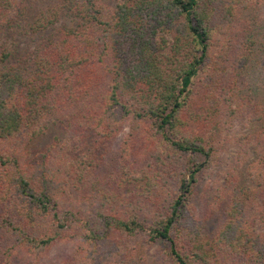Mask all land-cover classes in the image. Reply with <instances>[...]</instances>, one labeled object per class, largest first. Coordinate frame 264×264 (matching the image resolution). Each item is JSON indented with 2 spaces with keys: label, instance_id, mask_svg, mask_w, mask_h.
<instances>
[{
  "label": "trees",
  "instance_id": "trees-1",
  "mask_svg": "<svg viewBox=\"0 0 264 264\" xmlns=\"http://www.w3.org/2000/svg\"><path fill=\"white\" fill-rule=\"evenodd\" d=\"M117 1L41 8L29 27L46 35L19 54L5 36L28 1L0 0L2 264H36L61 241L75 245L65 264H139L158 243L169 264H264V129L239 138L209 206L222 215L210 240L194 207L223 135L263 117L236 78L255 48L246 13L264 0ZM56 121L77 146L56 140L27 161L25 145ZM250 156L253 187L238 173Z\"/></svg>",
  "mask_w": 264,
  "mask_h": 264
},
{
  "label": "rangeland",
  "instance_id": "rangeland-1",
  "mask_svg": "<svg viewBox=\"0 0 264 264\" xmlns=\"http://www.w3.org/2000/svg\"><path fill=\"white\" fill-rule=\"evenodd\" d=\"M27 10L23 20H21L18 27L11 28L5 39L6 45L11 47L15 52L23 54L35 47V45L45 37L46 33H33L30 31L29 24L34 15L43 7L54 4L59 0H27ZM110 9H114L118 3L117 0H97ZM249 17L248 20L253 21V39L255 41L254 53L251 55L250 60L245 62L238 70L237 74V90L238 96L244 97L245 102L252 104L259 103L263 109V117L258 121L236 120L230 130L223 135L224 141L220 142L217 154V160L214 167L210 169L208 173L201 172L199 178V186L196 190L194 207L195 216L198 222L201 234L208 240H210L219 224L221 223V213L211 214L209 213V206L214 200L215 189L223 183V176L232 170L234 167V161L236 160L240 151L239 138L246 136H254L257 132L264 129V6L260 10H254L253 12L246 13ZM246 17V16H245ZM122 138L119 135L111 151L108 153L110 161L118 155V144ZM73 133L68 131L67 125H62L61 122H51L44 130L43 134L39 137L30 140L24 148V155L27 161L33 160L39 154L46 153L56 140L67 141L70 144V148L77 146ZM253 159L250 156L249 160L238 171L241 177V184L253 187L250 183L244 179V173L248 163ZM72 203V204H71ZM71 207L74 206L77 209L85 212L88 208V202L73 196L71 200ZM258 219L259 213L255 210L250 214V217ZM257 226L261 228L260 224ZM3 240L0 236V241ZM74 241L64 242L61 241L55 245H52L47 253L38 259L36 264H65L72 258V248ZM163 245L158 243L148 248L143 252L144 260L139 264H169L164 262V255L162 253ZM24 256L21 260L15 264H23ZM4 262L3 258H0V264ZM136 264H138L135 261ZM133 263V264H135Z\"/></svg>",
  "mask_w": 264,
  "mask_h": 264
}]
</instances>
